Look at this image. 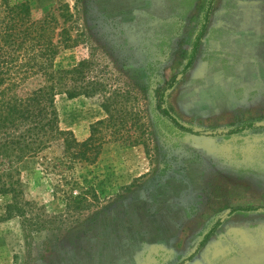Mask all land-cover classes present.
Listing matches in <instances>:
<instances>
[{
  "label": "rangeland",
  "instance_id": "1",
  "mask_svg": "<svg viewBox=\"0 0 264 264\" xmlns=\"http://www.w3.org/2000/svg\"><path fill=\"white\" fill-rule=\"evenodd\" d=\"M206 1L29 0L32 16L54 14L66 38L54 67L79 65L83 88L97 90L57 94L59 126L84 140L108 109L116 133L106 131L95 164L70 172L72 188L43 158L22 166L24 198L46 228L30 235L22 219L1 220L0 264H264V211L230 213L264 206V0H215L192 66L166 91L171 114L202 134L156 107ZM248 123L258 127L224 135ZM63 189L92 203L78 210Z\"/></svg>",
  "mask_w": 264,
  "mask_h": 264
},
{
  "label": "trees",
  "instance_id": "2",
  "mask_svg": "<svg viewBox=\"0 0 264 264\" xmlns=\"http://www.w3.org/2000/svg\"><path fill=\"white\" fill-rule=\"evenodd\" d=\"M214 2H205L201 25L193 39L188 60L180 73L169 76L159 91L156 106L174 127L196 135L202 132L181 124L166 108L164 101L166 91L192 66L207 30ZM57 26V17L52 13L35 19L29 0H0V200L4 204L0 221L13 217L22 219V227L30 235L45 229L46 224L39 210L34 216L31 215L36 210L35 202L24 198L22 166L34 158H43L45 170L60 171L62 186L70 184L72 188L76 181L70 172L77 165L95 164L102 153L103 144L110 139L106 131L110 130L111 135L116 133L117 119L108 109L107 118L96 122L84 140H78L71 131L59 126L55 103L57 94L74 98L80 93L94 95L97 90L91 84H88L89 88H83L79 65L70 70L54 67L58 43L66 41V38H58L62 32H56ZM33 81L35 86L28 88L26 85ZM256 127L250 123L241 124L224 135ZM61 191L67 204L75 205L78 210L86 209L92 203L83 192ZM258 210L264 211V206L246 204L230 208V213ZM29 214L31 217H28ZM218 224L216 222L203 236L197 249L204 246Z\"/></svg>",
  "mask_w": 264,
  "mask_h": 264
}]
</instances>
